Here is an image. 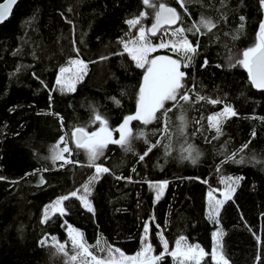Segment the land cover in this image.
Masks as SVG:
<instances>
[{
  "label": "trees",
  "instance_id": "16d2710c",
  "mask_svg": "<svg viewBox=\"0 0 264 264\" xmlns=\"http://www.w3.org/2000/svg\"><path fill=\"white\" fill-rule=\"evenodd\" d=\"M166 2L181 13L185 27L201 15L216 23L204 35L187 34L200 47L192 64L182 69L188 73L187 87L195 85L190 93L193 102H180L187 119L184 136L174 134L166 152L168 141L162 134H151L160 122L147 126L133 122L134 131L143 127L149 133V143L159 140L161 144L143 161L138 156L149 146L144 138L132 141L131 152L109 145L98 163L112 172L102 174L92 189L89 200L94 212L73 198L65 202L67 215L56 214L47 223L41 222L45 206L80 187L94 173L84 150L70 142V158L80 163L61 167L63 162L53 163L50 158L52 147L74 126L88 124L93 109L107 116L112 127L135 112L144 70L124 53L120 41L137 36L141 25L149 27L154 10L142 0H20L0 25V264H65L66 258L51 246V237L68 241L67 225L81 230L90 245L103 240L134 255L141 248L146 223L156 254L162 250L160 231L170 249L183 235L210 254L213 233L222 229L230 264H264V120L260 119L264 92L252 86L243 67L230 66L256 41L264 7L259 0H192L184 12L177 0ZM141 12H147V17L141 18V25L130 27L126 21ZM150 39L158 42L156 36ZM73 41L80 58L95 62L89 63V73L75 92H61L56 79L59 69L76 55ZM157 55L173 53L161 49L151 54ZM196 93L219 98L239 113L224 123L219 139H212L215 133L207 117L223 105L197 102ZM171 106L172 102H166V107ZM179 114L175 108L168 113L174 133ZM97 126L90 125L88 130ZM250 139L248 148L236 157L243 156L245 162H230L227 158ZM189 144L200 153L195 164L183 158ZM253 156L261 162L251 160ZM228 177L243 179L221 206L217 224L209 219L208 192L224 191ZM165 180L169 183L156 201L148 182ZM45 236L49 245L40 246L38 241ZM163 264H173L172 258L165 256ZM202 264H213L211 255Z\"/></svg>",
  "mask_w": 264,
  "mask_h": 264
},
{
  "label": "snow or ice",
  "instance_id": "6c2138e0",
  "mask_svg": "<svg viewBox=\"0 0 264 264\" xmlns=\"http://www.w3.org/2000/svg\"><path fill=\"white\" fill-rule=\"evenodd\" d=\"M191 2L192 0H177V3L184 12H188L187 5ZM259 2L264 7V0H259ZM16 3L17 0H3L0 3V22L9 17ZM142 3L154 10V23L148 28L142 26L141 18H146L148 13H139L136 17L126 21L133 28L141 25L138 29V35L133 39H122L120 41L124 53H127L131 57L137 68L144 70L142 83L138 90L135 112L125 115L119 125L112 127L107 116L100 113L97 109H93V115L88 124L74 126L70 134L65 133L59 138V141L51 149L50 158L52 162L62 161L61 167L64 164L80 163L70 158L73 152L70 146L71 142V144L75 145L76 149L84 150L87 155V166L94 169V173L80 187L59 196L49 205H46L43 210L42 223H47L51 216H55L56 214L60 216L67 215L69 209L66 207L65 202L73 198L78 200L89 212H94V207L89 200L92 189L102 174L112 172V169L109 167L98 163L105 156V150L108 149L109 145H118L125 152H131L133 151L132 141L136 138H144L145 143L149 146L143 154L138 156V160L143 161L154 148L161 144L159 140L156 143H149L147 140L149 133L143 127L136 128L134 131L133 122H139L143 126L160 122L161 126L153 129L151 134L156 135L159 133L163 135L164 139L168 141L164 145L166 152L172 147L171 141L174 134L178 137L184 136L187 119L184 114L183 104L180 102H193V96L190 93L195 91V85H192L191 88L187 87L185 80L188 77V73L182 69L188 68L192 64L200 47L199 41L197 40L193 44L187 34L190 33L192 36L204 35V30L211 32L216 28V23L213 19L201 15L198 21L185 27L183 26V16L181 13L177 11L176 7L170 6L166 0L164 2H161V0H155V2L154 0H142ZM240 19L243 21L244 17H240ZM240 27L243 29V23ZM150 36L158 37V42L153 43ZM73 45V51L76 55L74 58L69 59L66 67L59 69V75L56 79L57 88L61 92H75L76 84L81 82L87 75L89 63L95 62L85 61L80 58V49L75 47V41H73ZM161 49L169 50L173 55L151 56L152 53ZM100 59H107V57H100ZM204 65H207V60L204 61ZM236 65L243 67L247 71L252 86L264 90V21L259 24L256 41L251 46L243 49L230 66L235 67ZM112 99L114 103L119 105V101L115 97ZM196 101H207L213 105H223L220 111L207 117L208 127L215 133L212 139H219L223 135L224 123L239 115L231 104L219 98H209L196 93ZM166 102H172V106L166 107ZM174 108L180 113L177 117L179 124L175 126V133L173 132L171 118L168 116V113L173 111ZM260 119L264 120V117H260ZM60 122L63 127L62 117L60 118ZM90 125L98 126L95 130L89 131ZM252 138H255V132L252 133ZM184 143H187L186 139ZM250 143L251 139L227 159L233 163H244L245 159L243 156H240L239 159L236 157L247 149ZM184 151L187 155L183 158L195 164L200 153L190 144ZM65 154L68 155L66 156ZM250 159L261 162L257 161L255 156ZM132 171L135 172V168ZM116 178L131 180V177L117 176ZM0 179H3V177H0ZM242 179L243 177H228L223 181L225 183L223 200L214 197L213 192L216 190L208 192L209 219L214 223H219L217 217L219 216L221 206L226 200L231 199L232 194ZM41 182H45L43 178H41ZM204 182L206 183V181ZM148 183L155 191L156 201H159L169 182L165 180ZM156 227L159 229L160 225H156ZM149 232L150 229L146 223L141 240V249L134 255H128L120 248L110 245L107 241L103 240L98 241L95 245H90L86 241L84 233L71 225H67L68 241L61 242L57 237L52 236L51 246L55 248L57 253L62 254L66 258L65 264H163L165 256L171 257L173 264H202L205 257L209 255H211L213 264H230L223 250L222 239L224 232L222 229H218L213 233L214 243L210 254L199 244L189 243L188 238L183 235L174 241V247L170 249L169 240L164 236L162 231L157 233L162 250L159 254H156V249L151 243ZM257 239L259 240V237ZM69 242L71 245L70 249L68 247ZM38 244L40 246H48L49 237L45 236L38 241ZM101 244L104 246L102 247ZM93 249H99V252L104 253V255H98Z\"/></svg>",
  "mask_w": 264,
  "mask_h": 264
},
{
  "label": "rangeland",
  "instance_id": "374dc122",
  "mask_svg": "<svg viewBox=\"0 0 264 264\" xmlns=\"http://www.w3.org/2000/svg\"><path fill=\"white\" fill-rule=\"evenodd\" d=\"M153 23H154V21H153ZM151 26V25H150ZM149 26V27H150ZM148 28V27H147ZM137 35H138V32H137ZM136 37V36H135ZM135 37H133V38H135ZM133 38H128V39H126V40H130V39H133ZM170 38V37H169ZM89 73V70H88V72H87V74ZM87 76V75H86ZM86 76L84 77V79L86 78ZM84 79L81 81V82H79V83H77L76 84V88L84 81ZM121 123V122H120ZM119 123V124H120ZM118 124V125H119ZM117 136H118V134H116ZM61 147H63V145H61ZM66 156L68 155V154H65ZM57 162H62V161H57ZM223 190H216V191H214L213 192V195H214V197L216 198V199H221V200H223L224 199V196H223ZM86 209V208H85ZM210 211V209H209V202H208V212ZM141 249V248H140Z\"/></svg>",
  "mask_w": 264,
  "mask_h": 264
},
{
  "label": "water",
  "instance_id": "95a60500",
  "mask_svg": "<svg viewBox=\"0 0 264 264\" xmlns=\"http://www.w3.org/2000/svg\"><path fill=\"white\" fill-rule=\"evenodd\" d=\"M20 0H17V3L13 6V9H12V12H13V10H14V8H15V6L18 4V2H19ZM3 2V1H2ZM2 2H0V3H2ZM12 12H11V14H12ZM11 14L9 15V17L11 16ZM8 17V18H9ZM7 18V19H8ZM7 19H5L4 21H6ZM3 21V22H4ZM3 22H0V25L3 23ZM173 27H175V26H173ZM150 37H154V36H150ZM254 87V86H253ZM255 88V87H254ZM257 91H261V92H264V90H260V89H257V88H255Z\"/></svg>",
  "mask_w": 264,
  "mask_h": 264
}]
</instances>
